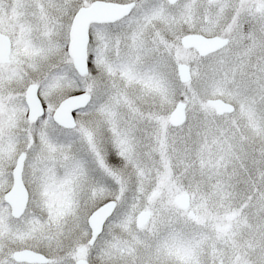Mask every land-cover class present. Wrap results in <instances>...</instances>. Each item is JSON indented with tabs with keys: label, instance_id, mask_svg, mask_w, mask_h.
Here are the masks:
<instances>
[{
	"label": "snow or ice",
	"instance_id": "6c2138e0",
	"mask_svg": "<svg viewBox=\"0 0 264 264\" xmlns=\"http://www.w3.org/2000/svg\"><path fill=\"white\" fill-rule=\"evenodd\" d=\"M0 264H264V0H0Z\"/></svg>",
	"mask_w": 264,
	"mask_h": 264
}]
</instances>
